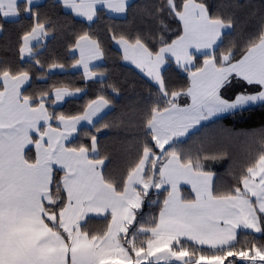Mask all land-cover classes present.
<instances>
[{
  "label": "snow or ice",
  "instance_id": "6c2138e0",
  "mask_svg": "<svg viewBox=\"0 0 264 264\" xmlns=\"http://www.w3.org/2000/svg\"><path fill=\"white\" fill-rule=\"evenodd\" d=\"M62 3L88 22L98 9L127 14L130 8L129 0ZM34 4L0 0V17L22 11L32 17L20 38L19 57L44 69L33 42L42 44L54 25ZM243 7L229 0L212 12L207 0H163L144 5V27L108 29L122 59L155 89L147 105L135 110L139 136L118 175L98 140L109 125L95 122L111 107L109 98L98 96L80 114L57 112V105L83 89L62 85L29 94L30 71L0 62V264H264V132L254 141L256 154L225 187L207 162L226 153L184 147L208 125L264 107V15L245 33L250 21L241 17ZM162 16L179 24L174 37ZM237 30L242 41H229L225 48ZM71 51V67L81 68L86 80L106 79L94 63L105 58L98 35L82 32ZM170 62L187 74L185 88L169 85ZM52 70L64 71L65 65L53 62L47 68ZM234 79L247 87L226 97L222 90ZM82 124L94 130L83 132L89 143H73ZM185 185L190 197L183 193ZM146 200L159 210L144 219ZM93 222L103 227L93 228Z\"/></svg>",
  "mask_w": 264,
  "mask_h": 264
},
{
  "label": "trees",
  "instance_id": "16d2710c",
  "mask_svg": "<svg viewBox=\"0 0 264 264\" xmlns=\"http://www.w3.org/2000/svg\"><path fill=\"white\" fill-rule=\"evenodd\" d=\"M227 2L229 0H207L212 12L218 11L219 6ZM152 3L162 4L163 0H134L123 18L112 17L104 10H98L97 18L91 23L77 19L65 10L62 2L58 0H46L34 6L42 17H47L54 25L48 38L42 44L34 46L35 58L44 65V69H41L31 59L23 61L19 57L20 38L33 24L32 17L23 11L15 21H7L0 17V25H3L0 35V62H6L12 68L24 67L30 71L32 80L25 88L27 93H37L62 85L71 89H83L81 97L69 99L63 105L55 107V111H62L66 114H80L91 100L100 95L112 101L110 112L96 124L98 127L103 124L109 125V128L102 129L98 134V140L104 146L103 150L110 155L112 161L110 170L114 175L123 173L129 156L134 152V144L139 136V130L134 126L139 122L138 112L135 110L141 105H147L150 93H153L155 89L153 83L143 73L124 62L122 51L108 38V29L130 32L144 27L148 21L144 18L143 8L144 5ZM239 3L244 5L240 10L241 17L250 21L245 25L244 32L246 33L251 31L260 16L264 15V0H239ZM161 19L168 26V35L174 37V33L179 30V24L171 18L162 16ZM152 26L155 27V22ZM84 31L98 35L103 41L105 58L97 68L106 73V79L86 80L83 72L71 71V65L74 63L71 47L77 36ZM229 41L234 43L242 41L240 30L228 36L225 40V48ZM53 62L64 64L65 71H47L48 66ZM197 62H202V59ZM165 76L173 88H185L189 83L187 74L173 63L166 66ZM113 87L118 90L116 93H113ZM222 129L228 131L225 132ZM85 131L94 130L91 127H83L73 143H89L88 137L83 135ZM261 132H264V107H255L235 116H226L208 125L192 137L184 147L199 149L208 155L226 153L222 157L207 162V167L218 177L217 184L225 187L232 182L239 165L256 154L258 145L254 141L259 139ZM231 133L245 135H232ZM186 192L188 190H184V193ZM149 196L151 200L157 199L153 193ZM162 199L163 196H160L159 200ZM158 210L156 204L149 205L146 200L141 211L143 218L147 219L150 214L155 215ZM92 227L101 228L103 223L93 222Z\"/></svg>",
  "mask_w": 264,
  "mask_h": 264
},
{
  "label": "crops",
  "instance_id": "0c3cea01",
  "mask_svg": "<svg viewBox=\"0 0 264 264\" xmlns=\"http://www.w3.org/2000/svg\"><path fill=\"white\" fill-rule=\"evenodd\" d=\"M44 1H46V0H35V4H34V6H36V5H39V4H41V3H43ZM58 1H60V2H62V0H58ZM134 0H129V4H131L132 2H133ZM23 2V0H21V3ZM63 4V3H62ZM64 9L66 10V11H68V12H70V13H72L77 19H80V20H83V21H85V22H87V23H91V22H88V21H86L83 17H79V16H77L72 10H70L69 8H66L65 6H64ZM98 10H103V9H98ZM106 12V11H105ZM108 15H110V16H112V17H117V18H123V17H125V15L126 14H113V13H108V12H106ZM19 18V16L18 17H10V18H3V19H5V20H7V21H15V20H17ZM1 33H2V31H0V35H1ZM36 45V43L34 44V46ZM71 54L72 55H74L73 53H72V51H71ZM78 55V54H77ZM28 60H30L29 58H27V57H25L24 58V60L23 61H28ZM125 63H126V61H124ZM95 64H96V66H98V65H100V64H102L103 63V60L102 61H97V62H94ZM127 64V63H126ZM65 71V70H64ZM64 71H59V70H57L56 72H64ZM71 71H81V72H83V70L81 69V68H71ZM94 80H99V79H94ZM241 82V81H240ZM30 83H31V81H30ZM242 84H244L243 82H241ZM30 85V84H29ZM29 85H26L25 86V88L26 87H28ZM244 85H246V84H244ZM226 89V88H225ZM227 89H231V90H229V93H228V95L229 96H231L232 94H234V92H236L233 88H227ZM82 94H83V92L81 93V94H79L78 96H76V97H74V98H78V97H81L82 96ZM69 99H72V98H67L66 100H65V102L67 101V100H69ZM64 102V103H65ZM64 103H62L61 105H63ZM60 105V106H61ZM110 110H111V107L109 108V109H105L104 110V112H102L97 118H95V122L97 123L101 118H103L107 113H109L110 112ZM83 127H91V126H89V125H86V124H82V128ZM183 193H184V190H188V192H186V193H184V195L185 196H191V188H190V186L189 185H185V186H183Z\"/></svg>",
  "mask_w": 264,
  "mask_h": 264
},
{
  "label": "rangeland",
  "instance_id": "374dc122",
  "mask_svg": "<svg viewBox=\"0 0 264 264\" xmlns=\"http://www.w3.org/2000/svg\"><path fill=\"white\" fill-rule=\"evenodd\" d=\"M36 42H33V44H35ZM126 63L128 64V65H132L130 62H127L126 61ZM170 63H173L177 68H179L174 62H170ZM169 63V64H170ZM168 64V65H169ZM133 67H135L134 65H132ZM136 68V67H135ZM137 69V68H136ZM179 69H181V68H179ZM138 71H140L139 69H137ZM182 70V69H181ZM57 70H52L51 72H56ZM60 71V70H59ZM183 71V70H182ZM141 72V71H140ZM142 73V72H141ZM247 87V85H244V84H242L239 80H233L232 81V83L231 84H229V85H227L223 90H222V92H223V94L226 96V97H232L235 93H237V92H239V91H241V90H243V89H245ZM227 88H233L236 92H234V94H232L231 96H229L228 95V93H229V90H231V89H227ZM67 99V98H66ZM188 99V98H187ZM184 100H186L185 98H183L182 99V102L184 101ZM65 102V101H64ZM64 102H62V103H64ZM61 103V104H62ZM61 104H59V105H57V106H60ZM161 264H164V262L162 261L161 262Z\"/></svg>",
  "mask_w": 264,
  "mask_h": 264
}]
</instances>
